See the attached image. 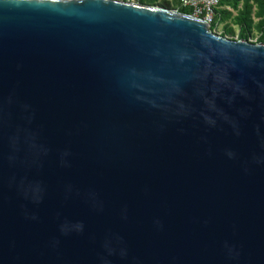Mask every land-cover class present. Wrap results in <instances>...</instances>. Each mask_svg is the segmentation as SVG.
Returning a JSON list of instances; mask_svg holds the SVG:
<instances>
[{"label": "water", "instance_id": "95a60500", "mask_svg": "<svg viewBox=\"0 0 264 264\" xmlns=\"http://www.w3.org/2000/svg\"><path fill=\"white\" fill-rule=\"evenodd\" d=\"M0 264H264V43L0 0Z\"/></svg>", "mask_w": 264, "mask_h": 264}, {"label": "trees", "instance_id": "16d2710c", "mask_svg": "<svg viewBox=\"0 0 264 264\" xmlns=\"http://www.w3.org/2000/svg\"><path fill=\"white\" fill-rule=\"evenodd\" d=\"M174 1L178 6L177 0ZM135 2L171 9L168 0H135ZM177 11L190 13L188 8L181 6L177 7ZM232 11H235V14ZM215 12V19L210 25L211 30L214 29L216 23L219 24L230 18L232 24L238 28L236 39L248 40L256 30L259 35L255 42L264 43V0H220ZM234 33L230 24L223 25L221 35L228 36Z\"/></svg>", "mask_w": 264, "mask_h": 264}, {"label": "built area", "instance_id": "2783aa9c", "mask_svg": "<svg viewBox=\"0 0 264 264\" xmlns=\"http://www.w3.org/2000/svg\"><path fill=\"white\" fill-rule=\"evenodd\" d=\"M126 1L135 2L134 0ZM219 2L220 0H177L178 6L188 8L190 10V15L201 18L202 20L206 21L209 25H211V23H213L215 19V9L218 8ZM217 25L218 24L216 23L213 29L214 32Z\"/></svg>", "mask_w": 264, "mask_h": 264}, {"label": "rangeland", "instance_id": "374dc122", "mask_svg": "<svg viewBox=\"0 0 264 264\" xmlns=\"http://www.w3.org/2000/svg\"><path fill=\"white\" fill-rule=\"evenodd\" d=\"M134 1H135V0H134ZM168 2H169V5H170V7H171V10H173V9H177V5H176V3H175L174 0H168ZM232 13L235 14V11H232ZM224 24H230V25L232 26L234 32H235L234 35H228V36H226V37L236 39V38H237V33H238V28H237L236 25L232 24L230 18H228V19L224 20L223 22L219 23V24L217 25L216 29H215V32L221 34V32H222V30H223V25H224ZM258 35H259V32L256 31V30H254V31H253V36L249 37L248 40H250V41H252V42H255L256 39H257V37H258Z\"/></svg>", "mask_w": 264, "mask_h": 264}]
</instances>
